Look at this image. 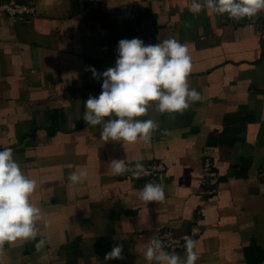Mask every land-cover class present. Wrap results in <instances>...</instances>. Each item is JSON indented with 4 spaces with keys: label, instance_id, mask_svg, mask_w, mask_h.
Here are the masks:
<instances>
[{
    "label": "crops",
    "instance_id": "crops-1",
    "mask_svg": "<svg viewBox=\"0 0 264 264\" xmlns=\"http://www.w3.org/2000/svg\"><path fill=\"white\" fill-rule=\"evenodd\" d=\"M32 1L30 24L0 17V150L11 147L37 182L30 200L44 214L45 244L6 243L0 264H105L117 243L124 258L106 264H149L140 250L153 235L194 227L196 264H264V11L237 22L194 15L191 0ZM134 37L185 44L202 99L183 113L150 109L140 119L159 127L147 141L105 143L83 120L102 84L87 69L113 67L118 42ZM205 158L217 172L208 198L199 195ZM113 159L162 163L165 199L141 201L140 180L113 175ZM72 171L86 180L70 184Z\"/></svg>",
    "mask_w": 264,
    "mask_h": 264
},
{
    "label": "clouds",
    "instance_id": "clouds-1",
    "mask_svg": "<svg viewBox=\"0 0 264 264\" xmlns=\"http://www.w3.org/2000/svg\"><path fill=\"white\" fill-rule=\"evenodd\" d=\"M205 9H211L218 15L227 14L239 22L264 11V0H191L189 11L194 15ZM116 52L113 67L102 73L91 66L87 69L102 84L100 94H90L85 101L83 120L93 128L99 126L100 139L105 143L147 141L159 127L153 119H140L150 109L159 113H183L192 103L202 99L201 94L189 86L192 58L187 46L177 38L147 45L135 37L121 39ZM110 166L113 175L117 176L130 172L139 178L145 171L139 161L133 168L125 159H113ZM87 175L86 171H72L68 181L77 185L83 183ZM36 189V180L22 171L13 149L0 150V254H3L6 243L37 241L44 214L30 200ZM138 198L145 204L162 202L165 191L161 184L149 182L138 190ZM44 244L45 240L39 239L37 250ZM196 246V240L186 237V255L181 257L166 251L163 241L153 235L140 254L149 264L153 261L155 264H196ZM122 252L123 245L114 244L105 254V264L109 260L123 259Z\"/></svg>",
    "mask_w": 264,
    "mask_h": 264
},
{
    "label": "built area",
    "instance_id": "built-area-1",
    "mask_svg": "<svg viewBox=\"0 0 264 264\" xmlns=\"http://www.w3.org/2000/svg\"><path fill=\"white\" fill-rule=\"evenodd\" d=\"M34 16L35 6L32 0H9L0 2V17L8 18L12 22L19 24H30ZM128 165L134 168L135 163H130ZM143 165L145 167V171L139 178H137L140 180L142 188L146 183H156L158 178L165 172L166 169L165 166L160 162L152 163L150 165ZM126 175L133 177L130 172L126 173ZM257 178L260 183L264 184V166L258 170ZM216 179L217 172L213 162L209 158H205L201 167V188L199 195L206 198L214 196L217 192V188L215 186ZM199 233V229L194 227L192 228L190 234L182 237H175L170 231L158 232L156 237L163 241L165 250L169 252H175L183 249L186 237L196 236Z\"/></svg>",
    "mask_w": 264,
    "mask_h": 264
}]
</instances>
